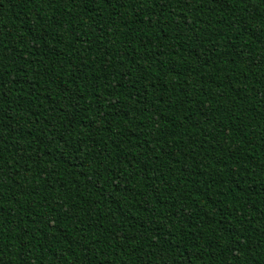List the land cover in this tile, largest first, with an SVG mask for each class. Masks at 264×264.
I'll use <instances>...</instances> for the list:
<instances>
[{
  "label": "trees",
  "instance_id": "trees-1",
  "mask_svg": "<svg viewBox=\"0 0 264 264\" xmlns=\"http://www.w3.org/2000/svg\"><path fill=\"white\" fill-rule=\"evenodd\" d=\"M0 264H264V0H0Z\"/></svg>",
  "mask_w": 264,
  "mask_h": 264
}]
</instances>
